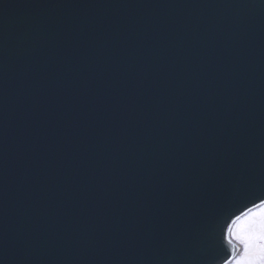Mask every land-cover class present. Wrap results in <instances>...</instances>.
<instances>
[{
  "label": "water",
  "instance_id": "1",
  "mask_svg": "<svg viewBox=\"0 0 264 264\" xmlns=\"http://www.w3.org/2000/svg\"><path fill=\"white\" fill-rule=\"evenodd\" d=\"M256 197L264 0H0L4 264H222Z\"/></svg>",
  "mask_w": 264,
  "mask_h": 264
},
{
  "label": "snow or ice",
  "instance_id": "2",
  "mask_svg": "<svg viewBox=\"0 0 264 264\" xmlns=\"http://www.w3.org/2000/svg\"><path fill=\"white\" fill-rule=\"evenodd\" d=\"M230 219V223L226 221L224 240L231 251L222 264H264V197H256L250 207ZM20 236L23 238L22 231ZM31 251L29 247L21 249L25 258ZM7 255V245L0 239V264ZM216 259L217 255L212 264Z\"/></svg>",
  "mask_w": 264,
  "mask_h": 264
}]
</instances>
